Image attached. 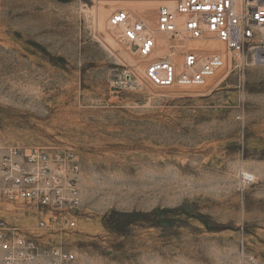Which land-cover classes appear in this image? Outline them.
Wrapping results in <instances>:
<instances>
[{"label": "rangeland", "instance_id": "1", "mask_svg": "<svg viewBox=\"0 0 264 264\" xmlns=\"http://www.w3.org/2000/svg\"><path fill=\"white\" fill-rule=\"evenodd\" d=\"M162 1L0 0V143L75 151L76 264H264V64L217 43L220 80L151 85L108 21Z\"/></svg>", "mask_w": 264, "mask_h": 264}, {"label": "built area", "instance_id": "2", "mask_svg": "<svg viewBox=\"0 0 264 264\" xmlns=\"http://www.w3.org/2000/svg\"><path fill=\"white\" fill-rule=\"evenodd\" d=\"M109 25L124 27L121 39L135 46L140 59L152 56L156 43L145 22H130L126 12L116 11ZM155 28L172 40L222 44L237 67L264 64V0H172L171 7L158 9ZM174 49L179 47H169ZM225 65L221 54L201 58L192 50L178 62L172 54L150 59L144 75L156 87H201ZM80 173L71 148L0 143V264H76L65 237L76 228ZM25 218H33L34 226H25Z\"/></svg>", "mask_w": 264, "mask_h": 264}, {"label": "bare ground", "instance_id": "3", "mask_svg": "<svg viewBox=\"0 0 264 264\" xmlns=\"http://www.w3.org/2000/svg\"><path fill=\"white\" fill-rule=\"evenodd\" d=\"M163 1H165L164 3L166 4V1H168V0H163ZM132 4L130 3L129 5H127V3H125V5H127V6L124 9L127 11L126 13L128 14V18L135 20V19H137V17L135 15L142 14L144 21H145V24H146V27H147L146 33L150 34L154 38L155 43H156V49L154 50V53L146 61H149L150 59L164 58L165 56L172 54L169 50V47L171 45H177L182 53H185L187 51H192V50H196L198 52H204V53H205V51H210V50H214V49L220 50L219 44H217L216 42H212V40H205L204 39V40H198V41H186L185 42L181 39H179V40L170 39L167 34H163V33L156 31V28H155L156 19H155V15H154V4L149 3V4H146L143 6H142V3H141V5L137 4V6L132 5ZM168 5H170V3ZM123 7H124V5H123ZM108 13H109L108 8H106V5L102 4L96 8L93 17H94V20H95V23L98 27L99 32L101 34H103L104 37H106L107 41H109L111 44H114V40L112 39V37L110 35H108L106 33V29H105L106 21L108 18ZM108 23H109V21H108ZM110 28L112 29L113 27L110 26ZM113 29H115V30L120 29L121 33H122V31L124 30V27L121 26V27H117V28H113ZM220 45L222 46V44H220ZM222 48H224V47H222ZM222 53L223 52L221 51V54ZM225 53H224V56H225ZM172 57L174 59H176L177 62L179 61L178 59L180 56L177 57L175 54H172ZM226 60H227V58H226ZM226 62H228V61H226ZM132 65L138 72L143 74L144 70L140 66L135 64V62L132 63ZM221 76L219 78H217L218 76L215 75L212 79H209V81L215 80V79L218 81V80H220Z\"/></svg>", "mask_w": 264, "mask_h": 264}, {"label": "water", "instance_id": "4", "mask_svg": "<svg viewBox=\"0 0 264 264\" xmlns=\"http://www.w3.org/2000/svg\"><path fill=\"white\" fill-rule=\"evenodd\" d=\"M258 59H259V55L256 56V60H258Z\"/></svg>", "mask_w": 264, "mask_h": 264}]
</instances>
